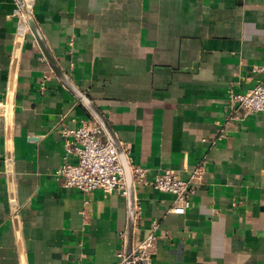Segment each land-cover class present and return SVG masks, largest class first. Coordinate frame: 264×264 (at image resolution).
<instances>
[{"label":"crops","instance_id":"crops-1","mask_svg":"<svg viewBox=\"0 0 264 264\" xmlns=\"http://www.w3.org/2000/svg\"><path fill=\"white\" fill-rule=\"evenodd\" d=\"M26 2L59 67L149 170L134 183L133 246L155 227L153 264H264V113L230 115L232 92L264 83V0ZM19 10L0 0V264H117L127 196L57 177L61 129L94 117ZM198 165L191 207L176 214L152 181Z\"/></svg>","mask_w":264,"mask_h":264},{"label":"built area","instance_id":"built-area-1","mask_svg":"<svg viewBox=\"0 0 264 264\" xmlns=\"http://www.w3.org/2000/svg\"><path fill=\"white\" fill-rule=\"evenodd\" d=\"M22 14L24 12L19 10L20 18ZM257 70L264 73V66H258ZM242 112L264 113L263 82L244 92L231 93L230 115L237 120L241 118ZM60 132L66 152L56 175L65 187L75 188L87 195L100 190L106 194L119 191L127 196L125 171L118 151L109 139H104V130L95 119L83 120L80 125L72 128L64 127ZM128 160L134 183L145 182L148 168L133 165L129 157ZM202 174L201 165L188 178H181L172 169H165L155 175L152 185L159 191L174 194L177 205L172 211L185 214L191 207V199ZM154 230L155 227L145 239L133 246L132 264H153L152 255L157 239ZM118 257L117 264H128L124 251H120Z\"/></svg>","mask_w":264,"mask_h":264},{"label":"water","instance_id":"water-1","mask_svg":"<svg viewBox=\"0 0 264 264\" xmlns=\"http://www.w3.org/2000/svg\"><path fill=\"white\" fill-rule=\"evenodd\" d=\"M20 10L23 12H27V4L25 0H17ZM27 23L33 32L39 46L41 47L45 57L47 58L49 64L53 68L54 72L61 80V82L74 94V96L80 100L83 105L87 108L90 114L94 117V119L101 125L106 134L107 138L115 145L118 154L120 156L122 165L125 171V179H126V187H127V199H128V207H129V219H128V228L126 235V245H125V253L128 258V264H132V250H133V230H134V221H135V197H134V180L131 171V166L128 160L127 153L124 148L120 144V141L116 138L111 125L107 121L104 114L100 111V109L92 102V100L84 94L81 90H79L75 84L69 79L67 74L62 71L57 62L54 60L50 50L48 49L43 36L34 20L32 13H27ZM4 108L0 107V115L4 113Z\"/></svg>","mask_w":264,"mask_h":264},{"label":"bare ground","instance_id":"bare-ground-1","mask_svg":"<svg viewBox=\"0 0 264 264\" xmlns=\"http://www.w3.org/2000/svg\"><path fill=\"white\" fill-rule=\"evenodd\" d=\"M26 4H27V2H26ZM27 13H31V10H30V7L28 6V4H27V12H24V14H23L26 20H27ZM21 19H22V21L24 23L25 20H24L23 16L21 17Z\"/></svg>","mask_w":264,"mask_h":264}]
</instances>
